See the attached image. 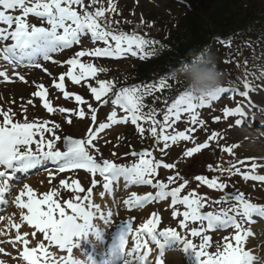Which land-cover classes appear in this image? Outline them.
Returning <instances> with one entry per match:
<instances>
[{
    "label": "snow or ice",
    "instance_id": "6c2138e0",
    "mask_svg": "<svg viewBox=\"0 0 264 264\" xmlns=\"http://www.w3.org/2000/svg\"><path fill=\"white\" fill-rule=\"evenodd\" d=\"M96 2L97 0H92L93 4ZM180 2H184V0H180ZM77 7H80L82 11H77ZM111 10L116 11L114 4ZM30 15L40 18L47 24V27L30 24L27 19ZM104 15L103 9L93 12L85 8L84 0H0V60L11 66L14 75L27 83L25 77L15 71L17 68H41V61H52L58 64L59 61L53 60L54 54L71 49L73 45L81 44L82 38L90 34L92 43L102 42L104 47L76 52L73 58L64 62L70 66L67 72L59 76L58 83L53 81L54 87L63 92L67 99L71 94L65 91V76L73 84L79 85L82 80L95 79L98 72L104 71L103 68H97L92 63L81 62L80 58L85 56L120 58L126 53L135 57L138 52L143 53L140 56L141 59L154 55V52H146L145 49L156 44V41L145 39L135 33L128 34L110 30L107 21L103 26L99 22L98 18H103ZM111 42H114V46ZM219 43L230 49L228 55L231 58L234 55L231 51L232 38L219 40ZM229 62L230 59L223 61L226 65ZM247 63L246 60L245 64L247 65ZM250 75L253 73L246 70L243 74L245 78L242 81L239 77L236 78L242 83L244 89L239 91L238 95L248 98L249 106L252 105L249 94L256 91V86L247 79ZM0 77H3L5 81H10L6 70H0ZM259 78H264V71L260 73ZM97 83L98 88L89 84L94 99L101 106L111 103L121 109L125 115L118 117L117 111L113 110L107 117L110 123H100L97 130L90 127L86 138L64 137L60 147H58V143L62 138L56 134V129L60 128L59 124L47 120L40 123L28 122L27 116L24 117L25 122L23 123L14 122L15 113H12L11 109L8 112L0 111V115L3 116V122L0 123V205L11 200V194L17 191L18 173L27 174L30 170L38 169L48 162L56 166L58 173L83 169L92 176V187L87 189L81 187L77 180H72L69 183L67 179H61L59 184L64 189L76 193L73 199H66L63 204L58 199L60 197L58 189L38 196L28 184H23L22 189L14 198L16 207L21 210L19 213L20 222L11 224V227L16 229L15 241L12 242V246L13 248H17L18 245L23 246L18 253L22 261L26 264H96L93 256L81 248V243L82 241L88 242L93 246L96 242L107 243L105 236L108 234L95 221H102L107 227L112 226L114 210L112 207H108L109 202L107 201H105L106 212L101 203L94 202L93 188L102 183L103 190L98 193V196L103 198L105 193L112 194L116 188H119L120 182L123 180L124 187L146 185L157 190L155 195L150 192L147 195L139 196L133 192L130 197L123 199V205H126L129 211L134 208H144L145 205L153 201H167L170 198L173 208L172 216H182V220L179 222L180 228L188 229L189 222L193 224L198 222V227L190 229V235L194 238L199 237L200 243L198 245L193 243L192 239H189L187 235H181L175 228L169 227L158 231L160 218L155 213L136 228L133 223L135 218L122 219L116 222L115 231L112 232L115 233V237L107 246L103 264H152L149 260V255L153 252L151 246H155L162 258L165 250L171 249L175 245H182L185 253H191L195 257L196 264H264V233L259 234L261 238H257L256 233L244 226L246 223H253L254 217L264 219V205L250 202L242 191L238 193L226 192L225 189L228 185L220 182L219 177L208 179L205 175H196L195 180L223 193L219 199L212 200L209 204L205 197L197 195L195 191L181 195L189 181L184 179L179 172L168 175L166 182L164 178L156 179L160 175V169L173 170L176 168V164L157 160L149 150L131 152V156L138 157V162H134L130 166L109 159L98 162L97 156L92 152V149H95L96 153L100 151L94 143L97 141L99 132H103L111 125L126 124L130 121L132 125H136L143 137L146 129L141 127L138 122L144 121L150 122L151 126L147 131L150 132L151 137L155 138L156 144L159 145L163 142V147L159 150L164 153V150L170 146L169 142L176 144L181 140H193L192 136L184 131L175 134L168 132V129H172L181 120L182 114L187 113L192 124L199 123L203 126V121L197 118V110L211 107V105L203 100L196 102L183 91L170 104L165 98L166 110L161 123L156 119L159 113L154 108L147 112L144 111L147 107L144 98L153 96L157 92H163L165 89H171L172 84L168 82L167 78H160L158 83H151L143 87L133 86L119 89H116V84L112 81L98 80ZM177 83H179L178 80ZM36 88L38 90L32 95L39 97L43 101L44 108L52 113L54 109L48 101V90L45 85L40 83L36 85ZM225 92L230 95L236 94V90L233 88H223L220 94ZM220 94L211 101L219 100ZM105 97L108 98L105 99ZM75 100L79 104L86 103L80 95H75ZM28 103L32 104V100L29 99ZM87 107L91 112V122L95 124L97 109L93 108L91 104H88ZM65 111L67 110L64 108L59 109L61 113ZM85 115V110L81 108L78 112L79 118L83 119ZM223 115L229 118L239 117L235 119L234 123L242 125L247 116L245 105L239 104L235 108L226 107ZM220 119L219 116L215 117V121ZM67 122L71 124L72 119L69 118ZM50 123L52 126H49ZM193 130L188 129L189 132ZM46 134H50L51 138L46 139ZM220 139L223 137L217 132H212L207 137L208 141H219ZM193 143H195L194 140ZM217 147H220L219 143H217ZM235 147L238 145L222 147L221 151L232 154ZM208 148L209 143L202 142L188 149L184 155L192 157L194 153H200L202 149ZM252 159L254 161V158ZM239 163L244 164V161L241 160ZM208 168L222 174L241 173V169L235 163L228 168H213L212 165H208ZM259 168H264V164L253 162L251 170L242 173L243 179L264 182V175L255 174ZM97 175L102 178L101 181L96 179ZM178 181L183 182L170 188ZM80 193L84 195H80ZM25 197L27 199H24ZM111 203L115 204V200ZM223 204H228L229 207L205 211L206 207ZM177 206H183L184 210L179 211ZM23 210H26V213ZM22 224L30 226L32 231L22 233ZM222 230H231L234 234L223 237V242L215 241V250L208 251L213 247V237L205 233H216ZM37 233L42 234V239L32 243L28 237L34 238ZM2 234L0 233V235ZM129 238L133 241L131 247ZM45 242L48 246H53L60 253H66V255L61 254L57 257L49 251ZM30 243H32L31 247H29ZM74 250H78V255H74ZM0 252H4V249L0 248ZM159 264H163L162 260L159 261Z\"/></svg>",
    "mask_w": 264,
    "mask_h": 264
},
{
    "label": "rangeland",
    "instance_id": "374dc122",
    "mask_svg": "<svg viewBox=\"0 0 264 264\" xmlns=\"http://www.w3.org/2000/svg\"><path fill=\"white\" fill-rule=\"evenodd\" d=\"M110 0H97V3H95L93 6H95L96 8L93 9V12H95L97 9H103L105 11V15L103 18H98L100 19L101 23L107 21L108 22V27L112 30L114 29H119L120 26L123 22L125 21H129L131 22L134 26H136V23H139L140 25L143 26L142 24V17H140V15H144L146 16L147 13H151L153 16H155V19L157 18H161L163 16H167L169 17L172 14H176L177 12V8L180 6L181 4H186L190 5V0H184V2H180V0H116L117 3L115 4V8L116 11H112L110 4H112L111 2H109ZM109 5V6H108ZM88 7V4H86V2H84V7ZM77 11H82V9L80 7L76 8ZM30 18V16H29ZM264 37V35H263ZM214 55H218V53L213 52ZM254 50L250 49L248 50L247 54L245 52V50L243 51L242 55H238V58L235 60L234 65L235 66H230L229 68L231 70H233V74L236 75L237 77L241 76L243 77V72H245L247 70V65H249L250 63L253 62V54H254ZM126 55V54H125ZM124 55V56H125ZM123 56V57H124ZM120 57V58H123ZM248 61L247 65L245 64V61ZM98 63H100L102 65V67L104 68L105 71H109V73L115 75L114 73H116L118 70H122L124 68V66H126V62H120L119 58H105L104 60H99ZM130 64V63H128ZM237 65H239V67H237ZM49 67V72L51 73V75L53 76V78L51 79L50 76L45 75V74H41L38 73V75H36L34 79L27 81V84H23L21 80H17L15 82V84H6L4 78L0 77V106H5L6 104L9 103H15L16 105L19 104V102H22L19 108H23V109H27V111H32L35 112V110L33 109L34 105L29 104L28 100H34V96L33 94V88H31V86L29 85L30 82H32L33 80H39L41 77V81L46 83V88H49V85L51 84V82L53 80H58L59 77V72L56 70H53V67L48 66ZM220 68V67H219ZM220 70L222 71L223 69L220 68ZM25 71H22V74H24ZM110 74V75H111ZM9 75V74H8ZM9 77L12 79V81L15 80L14 77H12L11 75H9ZM111 78V77H110ZM50 81V82H49ZM35 81L33 82L34 85ZM85 90L83 89L80 93L83 96V94H85ZM36 99V98H35ZM93 99V98H92ZM262 99H264V96L262 97ZM40 104L39 106L42 107L43 105V101H41V99H36ZM259 101H261L260 99H258ZM231 103H226L222 106H218L216 108L222 109L224 110L226 107L227 108H231ZM215 106V105H214ZM34 111H33V110ZM7 110V109H6ZM6 110L0 109V111L6 112ZM118 114H121L118 111ZM110 114H106L104 117V121L105 123H110L107 119V117ZM221 117V119L219 121H216L215 125L216 127L218 125H226V123L230 121L232 130L230 132V135L235 136L237 134V136L239 135V137L242 136V134H240L239 132L236 131L235 124L233 122L232 118L226 117L229 121H227L226 123H224L223 121L225 120V117L223 114H216L215 117ZM41 117L44 118V120H40V121H50V122H54L57 124V122L51 117L49 118L46 114L42 113ZM213 117V118H215ZM60 118V117H57ZM208 118V117H207ZM206 118V120H207ZM51 119H53V121H51ZM89 119L85 120V124L88 122ZM73 126L67 127L65 124L62 123V125L60 124V128L56 129V134L60 135L61 137H65V136H71V137H79L80 134H76V126H78L77 124H79V121L73 120ZM3 122V116L0 115V123ZM29 122V121H28ZM32 122H37V121H32ZM227 123V124H228ZM229 125V124H228ZM49 126H52L49 125ZM98 129V127L96 128V130ZM211 133L212 132H217L220 134V136L223 137V139H220L219 141H215L216 144H214V149L218 151L219 154H226L223 153L221 151L222 147H231L233 145H238V147H235L233 149V153L229 154L227 156L223 155V161L228 163V166L234 161V157L237 158V156H241L244 155V152L246 151V149H249L251 151H255L257 153H260L264 150V141H262L261 143H257V145L259 146H255L253 149H250L252 147V145L250 143H246L245 140H243V138H239L240 140L242 139L245 144L243 143H237L235 139H229L228 141H225V136L222 134V129H215L213 127H210ZM209 130V131H210ZM73 131V133H72ZM75 131V132H74ZM129 131L128 126H126L125 124H115V125H111L109 128L105 129L102 132L98 133V139L97 141H95V145L97 148H99V153H96L95 149H92V152L94 155L97 156L98 159H100L101 161L103 159H109L112 161H115L117 163H119V161H122V158L125 157L126 155L129 157L130 153L133 151H143L146 150L145 146L146 145H139L136 142L137 141H132L131 145L129 146V141L127 139H129L130 136H132L133 133L127 135V132ZM208 131V132H209ZM169 132V131H168ZM173 134V133H172ZM175 134V133H174ZM235 134V135H234ZM85 135H87V131L85 132ZM84 135V136H85ZM125 137V138H122ZM47 138H51V135L48 134L46 135V139ZM119 138H121V140L123 141V146L120 149V151H117V149H119L118 145H117V140H119ZM38 139V138H37ZM63 139V138H62ZM121 141V142H122ZM217 143H219L220 147H217ZM169 149H173L175 148L176 144H172L171 142H169ZM61 146V142L58 143V147ZM35 148V145L33 146ZM160 152V150L158 151ZM113 153H115L116 155H112ZM184 150L179 146L177 148H175L172 153H170L171 156V160L172 162H174V164H176V168L180 175H182V173L185 172V170L187 168H192V169H198L200 167H202L203 165H207L209 163L212 164V167L215 168V162L212 159V157H214V153H208L207 155H204L202 157L197 158V160L195 161H190L187 158L185 159V155H184ZM165 159V158H164ZM163 158L157 159V160H164ZM242 159V157L240 158ZM161 176L160 178H165L167 177V175L169 174V172H167L166 170H162L161 169ZM264 172H259L257 174L262 175ZM256 174V173H255ZM61 177H63V179H67L69 180V183H71L72 180H77V181H81V180H85L86 182H88L89 184H91V180L92 178L90 177V174H88L87 172H85L83 169H79V170H75V172H72L70 174H64V175H59ZM189 182L191 181V179L195 180V177L192 176H187L186 178ZM201 188H204L205 190H209V192L215 193L212 194L213 196L218 195V190L216 189H212V188H208L207 186H204V184H202L200 181L195 180ZM246 183V185L249 187L250 190H256V191H261L264 193V182H260V181H249V180H244ZM39 182V181H38ZM38 182H34L33 186H38V187H42L43 183H38ZM201 192V190H200ZM203 195H205L202 192ZM264 196V194H261ZM150 210H148L147 212H144L145 215L149 213ZM173 209L170 208L167 204L163 205V206H155V208L151 209V212L155 213V212H159V217H160V224L158 226V231L159 230H163L165 228H176V230L178 232L181 233V235H187L189 239H192L193 243H196L197 245L200 243V238L199 237H191L190 235V229L192 227H198V222L196 224H193L192 222H189V228L188 229H184V228H180L176 226V223L172 220L171 218V214ZM163 212V213H162ZM141 213V214H144ZM139 221H137L136 224L134 225H138ZM218 233V232H216ZM206 235H211L213 237V241L212 243H214L215 241H221L223 242V237L225 236H230V234H223V235H219L217 236L216 234L209 232V233H205ZM42 239V237L40 238V240ZM45 245L48 247V245L45 242ZM215 249V246L212 247ZM10 254V257L12 258V262L8 261V264H17L18 261L21 260V258L19 257L18 253H19V249L18 248H13L12 247V252L9 251L8 252ZM178 255V254H177ZM180 255V254H179ZM178 255V257L172 256V255H168V257H166L165 261L166 264H180V260L179 258H181ZM172 260H179L177 262H173ZM7 264V263H5Z\"/></svg>",
    "mask_w": 264,
    "mask_h": 264
},
{
    "label": "trees",
    "instance_id": "16d2710c",
    "mask_svg": "<svg viewBox=\"0 0 264 264\" xmlns=\"http://www.w3.org/2000/svg\"><path fill=\"white\" fill-rule=\"evenodd\" d=\"M192 7L180 6L176 15L152 20V26L159 33L160 41L155 47L154 55L146 62L130 65L123 71L122 80L138 82V80L158 77L188 58L191 51L200 52L215 46L218 38L233 36L237 39L248 35L255 37L259 26L264 28V0H191ZM262 28V29H263ZM261 29V30H262ZM261 30L259 36H262ZM241 41L234 45L229 58L227 50L224 58L235 61L242 46ZM264 55V44L260 48ZM260 54V53H259ZM263 58L262 54L255 58L256 63ZM171 80L172 88L163 94L172 97L184 86L183 81ZM162 95L155 100L154 109L164 101Z\"/></svg>",
    "mask_w": 264,
    "mask_h": 264
},
{
    "label": "clouds",
    "instance_id": "9594fccd",
    "mask_svg": "<svg viewBox=\"0 0 264 264\" xmlns=\"http://www.w3.org/2000/svg\"><path fill=\"white\" fill-rule=\"evenodd\" d=\"M169 79L181 80L186 85L185 92L196 102H210L224 88V76L217 59L210 49L191 51L168 72Z\"/></svg>",
    "mask_w": 264,
    "mask_h": 264
},
{
    "label": "bare ground",
    "instance_id": "6f19581e",
    "mask_svg": "<svg viewBox=\"0 0 264 264\" xmlns=\"http://www.w3.org/2000/svg\"><path fill=\"white\" fill-rule=\"evenodd\" d=\"M49 182V181H48ZM48 185V184H47ZM48 189H45L44 191H47ZM36 193H37V195L39 196L40 195V189H35L34 190ZM43 192V191H42ZM106 197H108V198H112V196H111V194H109V193H106ZM101 198V197H100ZM99 198V199H100ZM102 199V198H101ZM102 204H104V203H102ZM101 204V206L104 208V206ZM108 207H111V205L110 206H108ZM105 209V208H104ZM107 210V209H106ZM12 214V213H11ZM11 214L9 215V216H11ZM13 214H15V213H13ZM18 218H19V215H12V217H11V220H10V224H6V228L7 229H5L4 227L2 228V232L1 233H3V234H5L6 236H8L9 238H11V240H15V232H16V229L15 228H12L11 227V224L12 223H19L20 222V220H18ZM121 218H123V215H122V217ZM123 219H126V218H123ZM32 231V229L30 228V226H25V225H23L22 224V226H21V232L23 233V232H31ZM37 234H39V233H37ZM29 238V240L32 242V243H35V241H34V238L33 237H31V236H29L28 237ZM11 240L10 241H6V240H4V242H11ZM32 243H30V245H29V247H31L32 246ZM6 246H9L8 245V243L6 244ZM19 246V248H21L22 249V245H18ZM0 248H3L4 249V246H3V243L2 242H0ZM154 256H155V252L153 251L150 255H149V259H151V258H154ZM3 260H6V261H10V262H12V258L10 257V254L8 253V252H5V249H4V252H0V262H3ZM103 260H104V258H102L101 259V264H103ZM191 260H192V262L194 263V260H195V257L194 256H192L191 255ZM17 264H26V262H24V261H22V259L20 260V261H18V263Z\"/></svg>",
    "mask_w": 264,
    "mask_h": 264
}]
</instances>
